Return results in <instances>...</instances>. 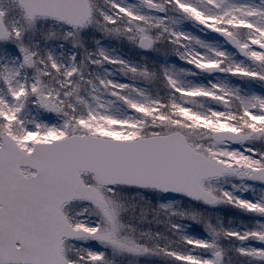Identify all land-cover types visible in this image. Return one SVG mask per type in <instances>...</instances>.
Wrapping results in <instances>:
<instances>
[{"label":"snow or ice","instance_id":"6c2138e0","mask_svg":"<svg viewBox=\"0 0 264 264\" xmlns=\"http://www.w3.org/2000/svg\"><path fill=\"white\" fill-rule=\"evenodd\" d=\"M0 264H264V0H0Z\"/></svg>","mask_w":264,"mask_h":264}]
</instances>
